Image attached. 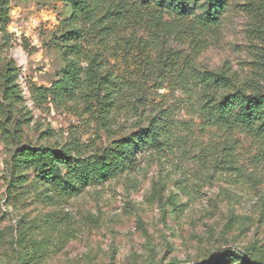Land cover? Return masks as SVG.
Returning a JSON list of instances; mask_svg holds the SVG:
<instances>
[{"label":"rangeland","instance_id":"374dc122","mask_svg":"<svg viewBox=\"0 0 264 264\" xmlns=\"http://www.w3.org/2000/svg\"><path fill=\"white\" fill-rule=\"evenodd\" d=\"M242 3L201 54L185 57L187 48L182 53L192 60L194 80L182 76L183 61L176 70L164 69L157 52H132L129 74L149 73L152 80L124 93L141 96L144 112L167 116L176 134L168 156L145 150L136 168L49 205L22 195L27 185L8 197L14 145L0 142V264H203L222 250L248 247L264 255V147L245 133L208 124L196 93L187 88L202 87L199 70H215L264 91V17L256 3ZM10 6L0 69L10 58L19 69L23 100L16 117L25 143L59 146L75 139L102 147L111 134L138 128L141 113L125 107L112 114L108 133L83 104L35 97L32 88L50 86L61 65L51 41L70 8L66 0H11ZM128 56L118 55L123 68Z\"/></svg>","mask_w":264,"mask_h":264},{"label":"trees","instance_id":"16d2710c","mask_svg":"<svg viewBox=\"0 0 264 264\" xmlns=\"http://www.w3.org/2000/svg\"><path fill=\"white\" fill-rule=\"evenodd\" d=\"M241 1L256 3L257 15L264 17V0H66L70 13L51 41L62 62L50 86L32 88L35 97L61 106L83 104L108 133L112 114L125 107L128 112L141 113L138 128L120 136L111 134L109 145L102 147L75 139L59 146L25 143L23 125L16 117L23 100L17 82L19 69L13 58L8 59L0 69V142L14 145L8 197L27 185L21 194L32 201L63 203L89 186L136 168L137 156L145 150L168 156L176 134L167 116L144 112L141 96L129 98L124 93L138 81L144 87L152 80L149 73L142 72L144 77L129 74L132 52H157L158 65L164 69L176 70L183 61L187 69L182 76L194 80L192 60L183 59L182 53L187 48L185 57L201 54L229 12L242 6ZM10 4L11 0H0V50L9 42ZM121 51L129 55L124 68L118 57ZM112 58L120 64L112 63ZM196 75L202 87L188 81L187 88L190 94L196 93L203 119L211 126L245 133L264 147V91L238 85L232 76L215 70H199ZM212 147L214 156L216 147ZM205 150L210 155V147ZM203 264H264V255L253 247L225 249Z\"/></svg>","mask_w":264,"mask_h":264}]
</instances>
